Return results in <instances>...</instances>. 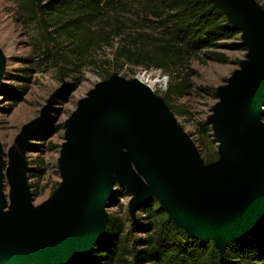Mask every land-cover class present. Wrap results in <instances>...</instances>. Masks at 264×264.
<instances>
[{
  "label": "water",
  "instance_id": "1",
  "mask_svg": "<svg viewBox=\"0 0 264 264\" xmlns=\"http://www.w3.org/2000/svg\"><path fill=\"white\" fill-rule=\"evenodd\" d=\"M215 1L239 25L249 50V60L220 90L211 116L220 166L204 168L151 91L114 78L82 100L68 120L63 184L49 204L32 209L24 176L25 140L39 120L26 126L9 150L11 213L1 212L0 194V264L71 263L96 242L116 178L135 192L132 208L134 200L153 193L179 224L220 246L261 218L264 12L252 0Z\"/></svg>",
  "mask_w": 264,
  "mask_h": 264
},
{
  "label": "trees",
  "instance_id": "2",
  "mask_svg": "<svg viewBox=\"0 0 264 264\" xmlns=\"http://www.w3.org/2000/svg\"><path fill=\"white\" fill-rule=\"evenodd\" d=\"M252 1L264 12V0ZM16 2L23 19L38 29L46 57L57 64L62 75L72 77L79 67L96 61V52L112 48L113 58L107 63L115 71L128 65L167 74L165 91L155 100L177 115L187 113L175 101L192 87V59L226 63L229 56L222 49L247 47L235 40L243 31L215 0ZM73 79L68 91L80 82L77 76ZM22 88L0 87L1 95L11 101L7 111L21 100ZM262 106L259 120L264 126V103ZM206 130L202 125L198 138L204 146L208 145L206 137L212 136ZM218 154L219 150L201 154L205 169L220 166ZM3 166L0 158V168ZM40 173L42 170L37 175ZM124 186L126 194H135ZM128 218L126 225L120 216L105 212L96 242L69 264H264V214L251 228L222 246L179 224L153 193L134 200Z\"/></svg>",
  "mask_w": 264,
  "mask_h": 264
},
{
  "label": "rangeland",
  "instance_id": "3",
  "mask_svg": "<svg viewBox=\"0 0 264 264\" xmlns=\"http://www.w3.org/2000/svg\"><path fill=\"white\" fill-rule=\"evenodd\" d=\"M236 38L237 42L244 44L243 33ZM222 50L229 56L226 63L211 59L191 60L190 65L195 70L191 77L192 87L175 101L187 113L177 115L167 109L201 159V154L219 150L211 116L215 105L221 102L220 90L229 85L236 72L249 60L247 47ZM112 52V48L96 52L94 63L79 67L72 77L62 75L57 64L46 57L38 29L20 15L16 0H0V87H25L21 89V100L11 111H7L10 99L0 92V152L4 162L0 170V194L4 200L3 214L11 213V183L7 174L9 150L26 126L39 120L25 140L22 152L25 181L31 195L30 205L37 210L49 204L61 189L63 175L60 160L66 144L67 122L82 100L87 99L99 85L111 83L114 78L126 83L136 81L146 87L145 90H150L152 96L164 93L169 79L167 74L159 69L128 65L115 71L107 63L113 58ZM74 76L80 82L75 89L68 91ZM202 125L207 128L206 134L212 133V136L206 137V146L198 141ZM211 137L216 141L211 142ZM122 151L126 155V150ZM218 156L220 158V154ZM29 168H34L33 172ZM39 170H42L41 175H37ZM142 181L148 187L146 179L142 178ZM111 188L112 197L106 200L103 211L120 216L129 225L128 212L132 210L133 195L125 193L126 187L117 178Z\"/></svg>",
  "mask_w": 264,
  "mask_h": 264
}]
</instances>
